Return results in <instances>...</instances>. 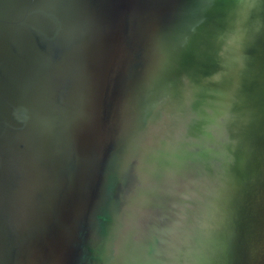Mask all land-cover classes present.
Segmentation results:
<instances>
[{"label": "water", "instance_id": "95a60500", "mask_svg": "<svg viewBox=\"0 0 264 264\" xmlns=\"http://www.w3.org/2000/svg\"><path fill=\"white\" fill-rule=\"evenodd\" d=\"M0 264H264V0H0Z\"/></svg>", "mask_w": 264, "mask_h": 264}]
</instances>
